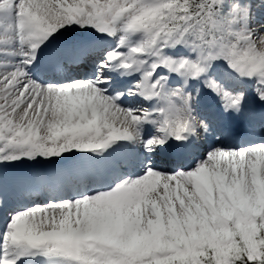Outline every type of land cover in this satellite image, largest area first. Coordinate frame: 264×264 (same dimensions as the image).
I'll list each match as a JSON object with an SVG mask.
<instances>
[{"label": "snow or ice", "instance_id": "1", "mask_svg": "<svg viewBox=\"0 0 264 264\" xmlns=\"http://www.w3.org/2000/svg\"><path fill=\"white\" fill-rule=\"evenodd\" d=\"M0 264H264V0H0Z\"/></svg>", "mask_w": 264, "mask_h": 264}]
</instances>
